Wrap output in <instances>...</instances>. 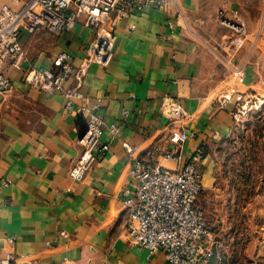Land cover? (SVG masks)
I'll use <instances>...</instances> for the list:
<instances>
[{
  "label": "crops",
  "instance_id": "0c3cea01",
  "mask_svg": "<svg viewBox=\"0 0 264 264\" xmlns=\"http://www.w3.org/2000/svg\"><path fill=\"white\" fill-rule=\"evenodd\" d=\"M223 18L245 23L241 47ZM94 32L81 15L60 34L44 28L23 33L24 69L51 67L60 52L80 63ZM112 53L108 65L91 64L82 79L85 98L100 106L109 150L81 181L69 173L82 153L85 114L68 106L65 93L38 91L24 80V70L5 69L12 87L0 95V182H6L0 183V256L37 257L40 264H170L163 251L151 253L126 235L125 191L133 186L125 146L175 167L157 147L183 128V162L199 145L208 153L198 200L217 239L208 264L226 263L223 247L235 249L222 236L231 232L248 236V264H264V190L239 228L235 196L216 163L218 148L235 128L236 110L249 97L264 100V0H169L165 7L133 9L115 28ZM72 84L66 80L64 87ZM168 98L182 105L181 118L170 115ZM112 124L120 126L116 135Z\"/></svg>",
  "mask_w": 264,
  "mask_h": 264
},
{
  "label": "built area",
  "instance_id": "2783aa9c",
  "mask_svg": "<svg viewBox=\"0 0 264 264\" xmlns=\"http://www.w3.org/2000/svg\"><path fill=\"white\" fill-rule=\"evenodd\" d=\"M168 3L169 0H146L144 4L138 0H4L0 8V95L12 87L4 71L13 67L24 70L23 78L33 89L65 93L68 106L74 105L85 114L86 132L80 140L82 153L70 170L72 179L81 181L99 156L109 150V144L102 142L104 127L100 106L90 105L81 91L83 77L91 64L106 66L111 61L115 28L133 9L165 7ZM81 15L87 17L95 32L80 63L69 53L60 52L51 67L24 69L28 55L21 41L23 33L34 34L44 28L60 34L73 29ZM223 23L233 29V42L241 47L247 34L245 23L227 18H223ZM66 80H73L74 84L64 87ZM256 104L248 98L239 109ZM165 105L174 119L183 116L182 105L177 100L168 98ZM109 129L116 135L120 126L112 124ZM187 138L188 133L183 128H175L169 135L168 145L157 147L165 159L177 162L175 167L143 159L136 146L126 144L132 161L133 186L125 191L126 235L130 242L151 253L163 251L170 264H208L214 258L217 239L198 204L204 189L201 165L208 155L200 145L191 158L183 162ZM8 240L13 243L15 237ZM0 264H40V261L37 257L6 253L0 256Z\"/></svg>",
  "mask_w": 264,
  "mask_h": 264
},
{
  "label": "rangeland",
  "instance_id": "374dc122",
  "mask_svg": "<svg viewBox=\"0 0 264 264\" xmlns=\"http://www.w3.org/2000/svg\"><path fill=\"white\" fill-rule=\"evenodd\" d=\"M249 98L255 104L261 99L254 96ZM248 107L249 105L246 109L236 110L233 115L235 128L223 139L216 157L220 180L235 196L234 223L237 226L243 224L239 228L247 225L243 221L251 213L249 208L255 199L259 202L260 194L264 190V102ZM206 154L208 155L207 150ZM222 239L224 243H232L231 246L235 249L227 246L228 250H225L223 247V253L228 256L225 264H248L250 256L246 234L231 232L229 235L223 234ZM216 260L219 261L217 257Z\"/></svg>",
  "mask_w": 264,
  "mask_h": 264
},
{
  "label": "bare ground",
  "instance_id": "6f19581e",
  "mask_svg": "<svg viewBox=\"0 0 264 264\" xmlns=\"http://www.w3.org/2000/svg\"><path fill=\"white\" fill-rule=\"evenodd\" d=\"M259 101H262L261 99L259 100ZM258 104H263V101H262V103H259L258 102ZM247 107V105L245 106V108ZM258 107V106H257ZM262 106H260V108H261Z\"/></svg>",
  "mask_w": 264,
  "mask_h": 264
}]
</instances>
